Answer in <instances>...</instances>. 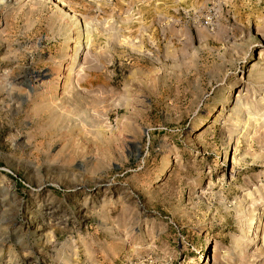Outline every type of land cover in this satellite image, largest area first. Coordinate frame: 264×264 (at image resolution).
Returning a JSON list of instances; mask_svg holds the SVG:
<instances>
[{
	"label": "rangeland",
	"instance_id": "rangeland-1",
	"mask_svg": "<svg viewBox=\"0 0 264 264\" xmlns=\"http://www.w3.org/2000/svg\"><path fill=\"white\" fill-rule=\"evenodd\" d=\"M0 264H264V0H0Z\"/></svg>",
	"mask_w": 264,
	"mask_h": 264
},
{
	"label": "bare ground",
	"instance_id": "bare-ground-1",
	"mask_svg": "<svg viewBox=\"0 0 264 264\" xmlns=\"http://www.w3.org/2000/svg\"><path fill=\"white\" fill-rule=\"evenodd\" d=\"M39 76V75H38ZM257 223V222H256ZM260 226V225H259Z\"/></svg>",
	"mask_w": 264,
	"mask_h": 264
}]
</instances>
